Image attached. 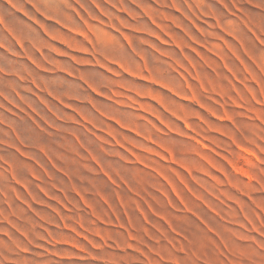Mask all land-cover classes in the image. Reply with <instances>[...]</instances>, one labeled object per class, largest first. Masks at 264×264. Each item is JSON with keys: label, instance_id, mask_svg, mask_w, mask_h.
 Instances as JSON below:
<instances>
[{"label": "rangeland", "instance_id": "1", "mask_svg": "<svg viewBox=\"0 0 264 264\" xmlns=\"http://www.w3.org/2000/svg\"><path fill=\"white\" fill-rule=\"evenodd\" d=\"M0 264H264V0H0Z\"/></svg>", "mask_w": 264, "mask_h": 264}]
</instances>
